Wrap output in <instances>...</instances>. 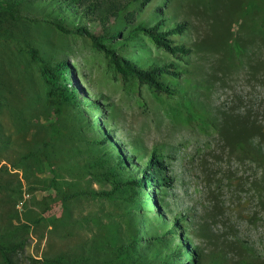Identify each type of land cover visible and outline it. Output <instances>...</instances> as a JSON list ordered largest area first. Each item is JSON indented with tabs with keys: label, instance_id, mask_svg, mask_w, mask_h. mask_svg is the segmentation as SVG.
I'll list each match as a JSON object with an SVG mask.
<instances>
[{
	"label": "rangeland",
	"instance_id": "1",
	"mask_svg": "<svg viewBox=\"0 0 264 264\" xmlns=\"http://www.w3.org/2000/svg\"><path fill=\"white\" fill-rule=\"evenodd\" d=\"M61 3L26 1L17 19L0 22V243L11 245L12 264L61 255L113 264L125 252L143 264H264V0H138L132 21L104 24ZM55 20L103 34L143 67L172 63L180 71L165 79L172 91L125 80L90 37ZM159 20L162 28L188 21L170 37L189 54L129 36ZM59 61L70 65L74 101L44 75ZM112 142L135 169L127 173H141L153 152L163 156L169 183L147 188L156 204L119 194L125 174ZM178 249L179 261H164Z\"/></svg>",
	"mask_w": 264,
	"mask_h": 264
},
{
	"label": "trees",
	"instance_id": "2",
	"mask_svg": "<svg viewBox=\"0 0 264 264\" xmlns=\"http://www.w3.org/2000/svg\"><path fill=\"white\" fill-rule=\"evenodd\" d=\"M26 1L33 2L34 0H0V22L11 19H17L19 13V6L17 5ZM39 1L51 2L54 0ZM136 1L138 0H59V2H62L61 6L63 7V9H66L67 13L72 12L75 18L80 19L81 16H90L91 18L100 20L103 24L107 23L112 17L117 19L120 18L122 15H126V17L128 15L130 17V21H132L134 17V11L130 10L129 8L131 4ZM147 1L149 0H142V2ZM162 22L163 20H159L158 22L152 25H145L144 23L139 22L131 28L129 36H132L136 32H143L156 45L164 48L174 57H181L183 55L189 54L192 51V48L190 46L186 45L185 43H174L173 39L170 37V34L182 31L188 25V21L182 20L179 22H175L165 28L161 27ZM54 24L61 31L75 32L90 37L94 46L105 52V54L109 58L110 63L125 80L136 78L141 83H146L151 87L155 88L156 90L166 92L172 91L171 87L166 83L165 79L173 78L174 76H177L180 73L178 69L172 68V63H154L148 67H143L137 64L132 58L118 53L117 47L112 45L110 46L107 43L103 42V34H95L87 27L79 24L78 22H73L72 25L70 24L68 26L65 22L61 20H55ZM117 35L118 33L116 32L113 36ZM31 49L33 52L37 50L33 46L31 47ZM69 70L70 65L68 62L59 61L53 67L45 66L44 75H46L48 82L51 83L53 89H56L58 91L60 96H62L67 101H74L75 96L78 95V88L73 84V86L76 88L73 89L71 84L68 82L66 75ZM108 131L110 130L108 129ZM111 144L112 149L115 150L116 153L117 164H119L116 166V168L123 169V172L125 174V179L123 180V182L121 181V183L124 184L125 187L121 190L122 192L119 194L123 197L126 203L128 201L130 202L133 199L132 196L134 195V199H137V197L140 198L142 204H146L149 202L156 204L154 199H151V201L149 200L151 192H148L147 188L148 190H152V188L156 184L165 185L166 183H169L168 175H166L163 171L167 168L166 163L163 162V160H159V158L162 159L163 156L160 153L153 152L146 165L141 169V173H127L135 170L132 169V171H130L131 169L127 162L128 155L122 150L121 144L119 145V143L117 142H112ZM158 165L162 166L163 169L160 170L159 167H157ZM153 166L155 168H153ZM172 173L173 172H171V181H173L174 178V175ZM113 180L115 181L114 178ZM142 189L145 190L143 191ZM91 193L100 197H109L111 191L92 190ZM143 194H145V196H143ZM170 201L172 202V200ZM161 202L162 201H160V204ZM142 204L140 206H143ZM164 207L166 206L164 205ZM134 208V212L137 213L139 207L137 208L136 206H134ZM177 212L178 210L172 214H177ZM175 224V221H173L172 226L165 229L164 234L162 235V237L165 238L164 240H168L166 236H168L169 234H172L174 236L175 227L177 226ZM144 236V241L149 242V238L146 235ZM138 239L140 240V237H138ZM187 244V240H183L180 242V245H177L179 248L181 247L182 249L187 250ZM11 248V245L7 243H0L1 252H3L5 258V264H12L11 257L9 256ZM164 248L165 247H163L161 250L164 251ZM172 251H174L176 255L169 258H165L164 261L168 262L170 258L179 261L181 256V249H178V251ZM127 253L128 252L124 253V257L121 253V255H119L116 260L112 261L109 259V261L113 264H128L129 261L130 264H143L141 262H138L134 252H131V254ZM146 253L148 254L149 252L146 251ZM154 253H156V251ZM41 260L43 262L42 264H78L75 262L74 257H66L65 255L44 258ZM192 261L196 262L194 260ZM84 262L85 264H91L90 262H88V258L84 259ZM102 264L111 263L107 262Z\"/></svg>",
	"mask_w": 264,
	"mask_h": 264
},
{
	"label": "bare ground",
	"instance_id": "3",
	"mask_svg": "<svg viewBox=\"0 0 264 264\" xmlns=\"http://www.w3.org/2000/svg\"><path fill=\"white\" fill-rule=\"evenodd\" d=\"M161 203H163V202H161ZM177 204H179V203H177ZM206 206H207V204H206ZM189 207V206H188ZM193 221V220H192ZM158 226V225H157ZM214 227V226H213Z\"/></svg>",
	"mask_w": 264,
	"mask_h": 264
}]
</instances>
